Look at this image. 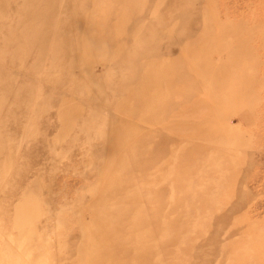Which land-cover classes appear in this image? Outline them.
Segmentation results:
<instances>
[{"label":"rangeland","instance_id":"374dc122","mask_svg":"<svg viewBox=\"0 0 264 264\" xmlns=\"http://www.w3.org/2000/svg\"><path fill=\"white\" fill-rule=\"evenodd\" d=\"M0 264H264V0H0Z\"/></svg>","mask_w":264,"mask_h":264}]
</instances>
